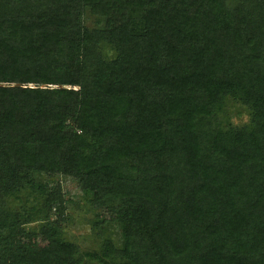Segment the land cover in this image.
Here are the masks:
<instances>
[{
	"label": "trees",
	"instance_id": "obj_1",
	"mask_svg": "<svg viewBox=\"0 0 264 264\" xmlns=\"http://www.w3.org/2000/svg\"><path fill=\"white\" fill-rule=\"evenodd\" d=\"M0 264H264V0H0Z\"/></svg>",
	"mask_w": 264,
	"mask_h": 264
},
{
	"label": "rangeland",
	"instance_id": "obj_2",
	"mask_svg": "<svg viewBox=\"0 0 264 264\" xmlns=\"http://www.w3.org/2000/svg\"><path fill=\"white\" fill-rule=\"evenodd\" d=\"M224 106L225 110L227 109L230 112L232 123L240 124L246 120V116L241 112L239 106H232L229 103H226ZM238 111L240 112L239 116L236 115ZM51 178L53 182L59 183L61 186L68 207V212H65L60 220L57 221L62 226V233L59 239L69 243L88 244L80 241V235L84 230L93 222L100 224L104 219L114 216L116 210L114 208L103 207L99 211L92 212L88 208L80 207L81 203L78 202L79 192L74 188V184L69 179L60 176L53 175ZM25 227L29 228L25 243H33L36 238L38 239L36 241L42 238L37 231V223L35 220L29 218L25 220Z\"/></svg>",
	"mask_w": 264,
	"mask_h": 264
}]
</instances>
